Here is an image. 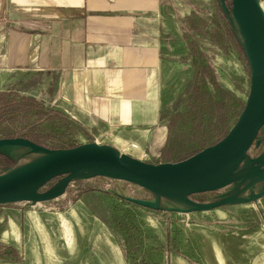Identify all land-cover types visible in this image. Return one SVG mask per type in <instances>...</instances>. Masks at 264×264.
Here are the masks:
<instances>
[{"label":"rangeland","instance_id":"rangeland-1","mask_svg":"<svg viewBox=\"0 0 264 264\" xmlns=\"http://www.w3.org/2000/svg\"><path fill=\"white\" fill-rule=\"evenodd\" d=\"M143 16L157 20L149 31L162 42L150 84L159 120L143 152H133L134 143L120 145L88 113L57 97L54 75L35 71L0 69V139L23 137L50 149L115 144L160 163L223 138L253 90L231 0H158V11ZM263 126L235 171L259 158ZM41 155L0 145V175ZM258 165L264 174V163ZM248 176L184 194L182 203L163 191L144 187L131 195L127 184L117 188L106 175L80 174L55 198L0 204V264H264V177ZM61 180L54 177L39 191Z\"/></svg>","mask_w":264,"mask_h":264},{"label":"crops","instance_id":"crops-1","mask_svg":"<svg viewBox=\"0 0 264 264\" xmlns=\"http://www.w3.org/2000/svg\"><path fill=\"white\" fill-rule=\"evenodd\" d=\"M147 11L158 0H0V69L54 75L57 97L143 152L159 120L150 84L162 60Z\"/></svg>","mask_w":264,"mask_h":264},{"label":"water","instance_id":"water-1","mask_svg":"<svg viewBox=\"0 0 264 264\" xmlns=\"http://www.w3.org/2000/svg\"><path fill=\"white\" fill-rule=\"evenodd\" d=\"M231 3L245 38L253 90L246 108L223 138L182 160L160 163L132 157L109 144L88 142L50 149L23 137L3 138L0 145L29 147L42 155L0 175V204L55 198L65 191L73 178L83 173L106 175L165 193H199L229 182L227 179L264 125V9L259 0H231ZM255 81L259 88L251 102ZM251 161L256 163L258 159ZM57 176H62L57 187L39 191ZM131 200L153 206L140 199Z\"/></svg>","mask_w":264,"mask_h":264},{"label":"bare ground","instance_id":"bare-ground-1","mask_svg":"<svg viewBox=\"0 0 264 264\" xmlns=\"http://www.w3.org/2000/svg\"><path fill=\"white\" fill-rule=\"evenodd\" d=\"M254 85H255L254 86V95H253V97L251 99V102L256 97V94H257V91H258V88H259L258 81H255ZM258 156H259V158H257L258 162H256V164L255 163L249 164V165L245 166L246 168H241V169L237 168V170L227 179V181H230L231 179H233L235 177H238L240 179L241 177H246L249 174H252V175H258L259 174L262 177H264V174L261 173L262 170L259 168L260 166L258 165L259 162H263L264 163V147L262 148V150H261V152H260V154ZM260 177H259V179H260ZM259 179H257V180H259ZM58 185H59V183L55 187H57ZM167 194H169L170 196H176V197H174V200L182 202V203H185L184 200H183L184 198L182 197V196H184L183 193H181V192H171V193H167Z\"/></svg>","mask_w":264,"mask_h":264},{"label":"built area","instance_id":"built-area-1","mask_svg":"<svg viewBox=\"0 0 264 264\" xmlns=\"http://www.w3.org/2000/svg\"><path fill=\"white\" fill-rule=\"evenodd\" d=\"M133 147H135V144H132ZM110 177V176H108ZM110 179L112 180V183L117 187V188H121L123 186V184H127V188L126 191L128 192V194L131 195H135L137 194V192H141L143 191L144 187L140 186L138 184L132 183V182H128L122 179H118V178H114V177H110Z\"/></svg>","mask_w":264,"mask_h":264}]
</instances>
